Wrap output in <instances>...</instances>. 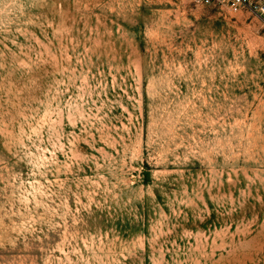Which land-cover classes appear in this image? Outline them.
<instances>
[{
	"label": "rangeland",
	"instance_id": "374dc122",
	"mask_svg": "<svg viewBox=\"0 0 264 264\" xmlns=\"http://www.w3.org/2000/svg\"><path fill=\"white\" fill-rule=\"evenodd\" d=\"M0 264H264V16L0 0Z\"/></svg>",
	"mask_w": 264,
	"mask_h": 264
},
{
	"label": "built area",
	"instance_id": "2783aa9c",
	"mask_svg": "<svg viewBox=\"0 0 264 264\" xmlns=\"http://www.w3.org/2000/svg\"><path fill=\"white\" fill-rule=\"evenodd\" d=\"M201 6H219L230 11H245L258 17L264 16V0H197Z\"/></svg>",
	"mask_w": 264,
	"mask_h": 264
}]
</instances>
